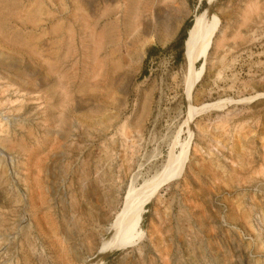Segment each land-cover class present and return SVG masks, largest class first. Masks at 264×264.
Here are the masks:
<instances>
[{
    "label": "rangeland",
    "instance_id": "rangeland-1",
    "mask_svg": "<svg viewBox=\"0 0 264 264\" xmlns=\"http://www.w3.org/2000/svg\"><path fill=\"white\" fill-rule=\"evenodd\" d=\"M213 6L190 75L206 0H0V264L90 263L172 150L182 173L104 264H264V0Z\"/></svg>",
    "mask_w": 264,
    "mask_h": 264
},
{
    "label": "bare ground",
    "instance_id": "bare-ground-1",
    "mask_svg": "<svg viewBox=\"0 0 264 264\" xmlns=\"http://www.w3.org/2000/svg\"><path fill=\"white\" fill-rule=\"evenodd\" d=\"M206 2L208 3L209 8L205 11V18H199L192 26V29L186 38V48L184 47L186 69L190 75L195 73V67L198 64L200 67L195 75L200 74L204 70L206 67V61L209 58L211 51L214 49V46L217 45H215V42L218 41L217 37L222 30L221 20L217 13L218 11L214 8L215 10L210 12V8L214 7L213 0H206ZM116 26L118 25L116 24ZM113 27L115 28V25ZM112 36L110 37L112 38ZM114 37L115 35L113 38ZM139 56L140 53L135 52V57L137 59ZM191 94L192 93L190 92L188 97L190 114L192 111L191 109L193 108H191ZM185 160L186 155H178L175 150H172L168 159L164 163L154 165L149 171H147L148 173L145 178H143L142 182L130 186V191L124 201L123 207L110 222L107 231L103 236L101 241L102 247L98 254H96L88 264H104V258L107 254L124 248L134 238L140 223L143 208L151 200L157 198L159 191L167 181L182 173Z\"/></svg>",
    "mask_w": 264,
    "mask_h": 264
},
{
    "label": "trees",
    "instance_id": "trees-1",
    "mask_svg": "<svg viewBox=\"0 0 264 264\" xmlns=\"http://www.w3.org/2000/svg\"><path fill=\"white\" fill-rule=\"evenodd\" d=\"M190 26H191V24L189 25V27H190ZM186 36H187V35H185V36L183 37V42L185 41ZM183 52H184V51L181 50V52H180V56H181V57H182V55H183Z\"/></svg>",
    "mask_w": 264,
    "mask_h": 264
},
{
    "label": "water",
    "instance_id": "water-1",
    "mask_svg": "<svg viewBox=\"0 0 264 264\" xmlns=\"http://www.w3.org/2000/svg\"><path fill=\"white\" fill-rule=\"evenodd\" d=\"M199 3H200V2H199ZM213 10H215L214 7L210 8V12H213Z\"/></svg>",
    "mask_w": 264,
    "mask_h": 264
},
{
    "label": "crops",
    "instance_id": "crops-1",
    "mask_svg": "<svg viewBox=\"0 0 264 264\" xmlns=\"http://www.w3.org/2000/svg\"><path fill=\"white\" fill-rule=\"evenodd\" d=\"M149 56H150V57L153 56V55L151 54V52L149 53Z\"/></svg>",
    "mask_w": 264,
    "mask_h": 264
}]
</instances>
